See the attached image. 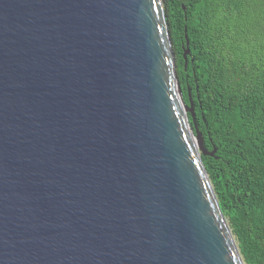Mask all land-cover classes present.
<instances>
[{"label":"water","instance_id":"1","mask_svg":"<svg viewBox=\"0 0 264 264\" xmlns=\"http://www.w3.org/2000/svg\"><path fill=\"white\" fill-rule=\"evenodd\" d=\"M189 112L163 0H0V264H246Z\"/></svg>","mask_w":264,"mask_h":264},{"label":"trees","instance_id":"2","mask_svg":"<svg viewBox=\"0 0 264 264\" xmlns=\"http://www.w3.org/2000/svg\"><path fill=\"white\" fill-rule=\"evenodd\" d=\"M163 2L203 161L246 264H264V0Z\"/></svg>","mask_w":264,"mask_h":264}]
</instances>
